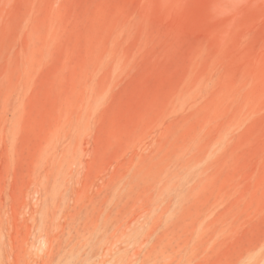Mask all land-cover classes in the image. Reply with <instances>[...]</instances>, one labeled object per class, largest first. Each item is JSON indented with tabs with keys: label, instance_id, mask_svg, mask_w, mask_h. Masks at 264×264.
Masks as SVG:
<instances>
[{
	"label": "rangeland",
	"instance_id": "obj_1",
	"mask_svg": "<svg viewBox=\"0 0 264 264\" xmlns=\"http://www.w3.org/2000/svg\"><path fill=\"white\" fill-rule=\"evenodd\" d=\"M262 251L264 0H0V264Z\"/></svg>",
	"mask_w": 264,
	"mask_h": 264
},
{
	"label": "bare ground",
	"instance_id": "obj_2",
	"mask_svg": "<svg viewBox=\"0 0 264 264\" xmlns=\"http://www.w3.org/2000/svg\"><path fill=\"white\" fill-rule=\"evenodd\" d=\"M41 251H42V249H41ZM37 254H38V252H37ZM234 264H264V251H262V252H254V253H247V254L245 253V255L240 260H238L236 263H234Z\"/></svg>",
	"mask_w": 264,
	"mask_h": 264
}]
</instances>
